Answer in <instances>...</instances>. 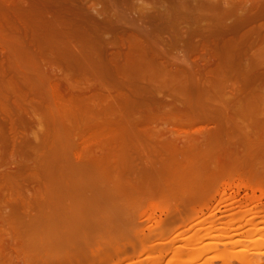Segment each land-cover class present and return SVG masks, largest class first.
Returning a JSON list of instances; mask_svg holds the SVG:
<instances>
[{"label": "bare ground", "instance_id": "bare-ground-1", "mask_svg": "<svg viewBox=\"0 0 264 264\" xmlns=\"http://www.w3.org/2000/svg\"><path fill=\"white\" fill-rule=\"evenodd\" d=\"M119 1L0 0V264H199L264 233V0Z\"/></svg>", "mask_w": 264, "mask_h": 264}, {"label": "rangeland", "instance_id": "rangeland-1", "mask_svg": "<svg viewBox=\"0 0 264 264\" xmlns=\"http://www.w3.org/2000/svg\"><path fill=\"white\" fill-rule=\"evenodd\" d=\"M112 2V3H111ZM113 4V5H112ZM116 4V5H115ZM115 5V7H112V6H114ZM249 5V4H248ZM106 6H109V11L110 12H112V11H115V10H117V11H115V12H117V13H119L120 11L122 12H124L125 10L127 11H125L124 13H127L126 15H127V17L130 15V18L131 17H135L136 15V13L134 12V10L132 11H130V7L129 6H127V5H122L121 3H120V1L119 0H109V4H107V3H105V4H103V7H106ZM118 6V7H117ZM115 8V10H113ZM123 8H124V10H123ZM129 18V17H128ZM129 18V19H130ZM235 20L233 19V20H230V24L232 25V24H234L233 22H234ZM228 24H229V22H228ZM6 162H8V163H6ZM1 165H0V172H2V173H4V171H6V172H8V171H14V169L12 168L11 169V162L10 161H5V163H0ZM10 167V168H9ZM13 167V166H12ZM9 168V169H8ZM15 172V171H14ZM230 191V192H229ZM236 189H234V190H227V194L229 195V194H231V195H235V193H236ZM249 195H251V192H249L248 193ZM240 196V199H241V202H242V204H243V206L244 205H246V203L244 204V201H245V191H241L240 192V194H239ZM256 196L257 197H259L260 196V193L259 192H257L256 193ZM217 199H219V198H217ZM264 203V202H263ZM215 205H216V203L215 202H213L210 206H209V208H208V210H205L204 211V215L203 214H200L199 215V217H202L203 219L205 218V217H207V216H209V214H210V212L215 208ZM261 206V205H260ZM263 206H264V204H263ZM236 209H238V208H236ZM225 211V208H222L221 209V212H224ZM157 215H159V213L157 214ZM223 218H222V217ZM240 218H242V216H239ZM216 218H220V220L222 221V222H226V221H229L230 220V218L228 217V216H226V215H223V214H221V213H217L216 214ZM228 218H229V220H228ZM260 220H262V218H257L255 221H260ZM171 221V220H170ZM185 222V223H183V227H185V224L187 225L188 223H190V221H188V220H180V222L178 223V226L177 227H179V229L177 230V231H179V232H176V235H178L179 233H180V235H182V233H181V231L183 230V228H182V223L181 222ZM166 222V221H165ZM170 223V224H169ZM181 223V224H180ZM166 224V223H165ZM144 225H146V223L144 224ZM190 225H191V223H190ZM243 225V224H242ZM167 227H171L172 226V223L171 222H169V220H168V222H167V225H166ZM192 226V225H191ZM190 226V227H191ZM263 226L264 225H262V224H259V226L257 225L256 227H254L253 229H255V230H257L258 228H263ZM181 227V228H180ZM188 227H189V225H188ZM258 227V228H257ZM249 228L250 227H247L246 225H245V223H244V225H243V227L240 229V230H229V229H227V230H225L224 232L225 233H227V235H229V236H231V237H234L236 234H238L239 235V237L240 238H246V237H249V236H251V240H253L252 242H249L247 239H243L242 240V242L239 244V245H237V246H234V245H227V246H224V245H218L217 246V252L214 250L213 251V249H211V247H203V245H205V244H203V245H201V247H203V250L201 249V250H199V254H198V256L195 258V259H190V258H188V257H185V259H184V261L185 262H194V261H198V263L199 264H206V262H208L207 264H222V262H220L219 260L218 261H212V263H211V259H213V260H215L214 258H212L213 256L215 257V256H218L219 254H225V255H229L230 256V252L232 251V250H234V251H236V250H238V249H242V248H244V247H247L250 251L245 255L246 256V258H247V260H248V262L249 263H247V264H264V253L262 254V253H258L259 252V249L261 250L260 252H264V233H260V235H259V232L261 231H259V229L257 230V232L255 231L254 233H252L255 237L253 238V236L252 235H248V231H249ZM185 231V230H184ZM209 232H211V231H209ZM209 232L208 231H206L205 232V234L204 235H208L209 234ZM253 232V231H252ZM192 235H194V230H190V231H188V232H186L185 231V233H184V235H182V236H185V237H190V236H192ZM57 240H60V239H57ZM154 240V238L152 239V241ZM55 241H56V239H55ZM58 242V241H57ZM155 242V241H154ZM153 242V243H154ZM187 243V242H186ZM149 245V244H148ZM159 246V245H158ZM167 248H170V244L168 243L167 245ZM165 247V246H164ZM188 247H190V246H188ZM159 248H161V249H163V246L162 247H159ZM254 248V249H253ZM164 249H166V248H164ZM205 249V250H204ZM210 249H211V252H210ZM253 249V250H252ZM184 252H187V250L185 249V250H183ZM230 251V252H229ZM254 251V252H253ZM213 252V253H212ZM219 252H221V253H219ZM227 254H226V253ZM228 252H229V254H228ZM251 252H253V253H251ZM257 252V253H256ZM203 253H205V254H203ZM212 253V254H211ZM216 255H215V254ZM201 254H203V255H201ZM209 254H210V256H209ZM129 255H131L132 256V262H136V261H138V260H144V259H146V258H144V257H146V255L145 256H143L142 258H139L138 256L136 257V256H133L134 254L132 253V251L129 253ZM206 255V256H205ZM150 256L151 257H156L157 256V254H155V255H150V254H147V258H150ZM133 257H135V258H133ZM208 257V258H207ZM211 257V258H210ZM207 259H210V260H207ZM217 259V258H216ZM146 261H144V263H145ZM163 264H166V262H162ZM233 264H244V263H240V262H237V261H235V262H232ZM231 263V264H232ZM146 264V263H145ZM179 264H182V262H180Z\"/></svg>", "mask_w": 264, "mask_h": 264}]
</instances>
